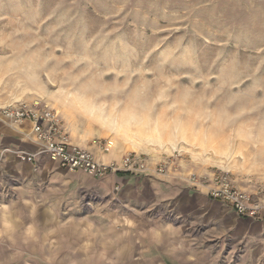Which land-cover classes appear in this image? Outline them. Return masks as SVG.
<instances>
[{"label": "rangeland", "instance_id": "374dc122", "mask_svg": "<svg viewBox=\"0 0 264 264\" xmlns=\"http://www.w3.org/2000/svg\"><path fill=\"white\" fill-rule=\"evenodd\" d=\"M21 101L57 110L69 137L172 161L170 176L148 177L225 171L264 202V0H0V108ZM97 191L78 190L85 220L61 215L32 243H2L0 264H264V242L249 241L262 226L222 217V204L189 217L151 201L141 239L120 224L92 233L87 217L107 198L142 213L118 189ZM158 222L169 255L142 257Z\"/></svg>", "mask_w": 264, "mask_h": 264}, {"label": "crops", "instance_id": "0c3cea01", "mask_svg": "<svg viewBox=\"0 0 264 264\" xmlns=\"http://www.w3.org/2000/svg\"><path fill=\"white\" fill-rule=\"evenodd\" d=\"M26 132L30 133L29 123L12 126L0 117V249L5 248V244H2L5 242H9L8 248L11 250L12 247H17V241L26 245L32 243L37 234L34 233L36 227H48L51 219L57 218L58 220L61 215L65 218L63 224L73 221L74 226L78 225L84 219L82 214L76 211L78 209L76 203L80 201L78 190L82 187L96 188L100 194L107 193L109 196V192L115 185H118L117 195L122 197L126 204L131 205L130 201L140 202V205L135 207L142 213L132 214L133 218H130L131 214L130 216L122 215L115 209H111L110 198L97 203L87 219L90 224L92 223V233L99 232L101 236L111 237L110 226L120 224L117 227H120L119 231L122 236L127 233L131 242L134 239H141L145 231L138 225L139 223L145 224L143 220L146 211L149 210L148 203L151 201L172 200L178 209L189 217H207L210 213L215 215L213 208L222 204L223 207L220 208L221 211L223 210L222 217L227 214L232 216L231 220H239L227 205L209 197L202 191L195 190L184 181L176 179L164 181L146 175L127 173L109 174L100 179L82 171L73 172L60 168L44 154L38 155L33 162L22 160L14 151L36 150V146L24 136ZM70 140L82 147L94 149L95 154L103 161L120 160L123 156L121 153H116L114 148L107 153H99L92 140L73 136ZM70 209L75 212H67ZM250 218L254 219L250 220V224L261 225L260 232L263 230V233L250 234L249 241L264 242V210L258 216ZM131 219L137 220L138 223ZM158 224L156 226L159 232L154 231L152 237L149 238L152 243L147 249L143 247L140 251L142 257L148 256V252L152 249L163 251V254L161 253L163 256L169 255V251L165 252L163 249L160 239V234L165 235L166 229L162 223L159 224L160 227ZM176 230L174 229L172 233ZM173 246V249L169 250L177 251V244ZM173 256L175 257V254ZM141 264L146 263L142 261ZM148 264L154 263L150 261Z\"/></svg>", "mask_w": 264, "mask_h": 264}, {"label": "built area", "instance_id": "2783aa9c", "mask_svg": "<svg viewBox=\"0 0 264 264\" xmlns=\"http://www.w3.org/2000/svg\"><path fill=\"white\" fill-rule=\"evenodd\" d=\"M0 117L12 126L30 124V133H24L28 141L36 146L35 151L19 149L14 151L22 160L33 162L38 155H47L58 167L69 171H82L96 178L109 174L127 173L146 176H170L171 160L151 162L145 155L128 152L120 160L103 161L94 149L71 142L61 116L57 110L45 103L15 102L0 108ZM99 153H106L112 147L111 140L93 141ZM197 191L227 205L239 216L256 217L264 210V202L236 184L225 171L196 174H176ZM118 189V185L114 186Z\"/></svg>", "mask_w": 264, "mask_h": 264}, {"label": "bare ground", "instance_id": "6f19581e", "mask_svg": "<svg viewBox=\"0 0 264 264\" xmlns=\"http://www.w3.org/2000/svg\"><path fill=\"white\" fill-rule=\"evenodd\" d=\"M32 102H35V103H37L38 101H32ZM113 148V143H112V147L109 149V151L111 150ZM136 149V148H135ZM108 151V152H109ZM107 153V152H106ZM107 161H110V159L109 160H107Z\"/></svg>", "mask_w": 264, "mask_h": 264}]
</instances>
